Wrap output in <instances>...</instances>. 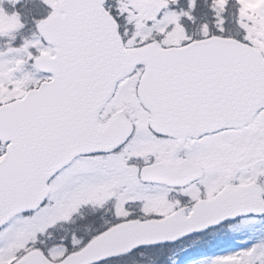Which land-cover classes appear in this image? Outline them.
<instances>
[{
    "label": "snow or ice",
    "instance_id": "6c2138e0",
    "mask_svg": "<svg viewBox=\"0 0 264 264\" xmlns=\"http://www.w3.org/2000/svg\"><path fill=\"white\" fill-rule=\"evenodd\" d=\"M0 264H264V0H0Z\"/></svg>",
    "mask_w": 264,
    "mask_h": 264
}]
</instances>
